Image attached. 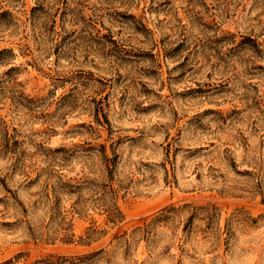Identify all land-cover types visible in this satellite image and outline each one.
I'll return each instance as SVG.
<instances>
[{
  "label": "rangeland",
  "instance_id": "obj_1",
  "mask_svg": "<svg viewBox=\"0 0 264 264\" xmlns=\"http://www.w3.org/2000/svg\"><path fill=\"white\" fill-rule=\"evenodd\" d=\"M0 10V264H264V0Z\"/></svg>",
  "mask_w": 264,
  "mask_h": 264
},
{
  "label": "trees",
  "instance_id": "obj_2",
  "mask_svg": "<svg viewBox=\"0 0 264 264\" xmlns=\"http://www.w3.org/2000/svg\"><path fill=\"white\" fill-rule=\"evenodd\" d=\"M4 13H6V11L0 10V15ZM65 187H70L71 189L79 188L78 185H70L59 178L56 180V183L51 185V195L46 194L45 196L48 199L47 212H49V224L54 227L53 233H61V238L67 241L70 240L72 236V233L68 232L71 229L72 221L71 219L67 220V212L62 210L59 205V194ZM100 201H103V199ZM101 205H103V209L106 211L107 217L110 221L115 222L122 217L120 210L114 204L109 205L102 202ZM71 212H79V209L76 208V206H72ZM35 264H54V262L53 260L42 259L37 261Z\"/></svg>",
  "mask_w": 264,
  "mask_h": 264
}]
</instances>
